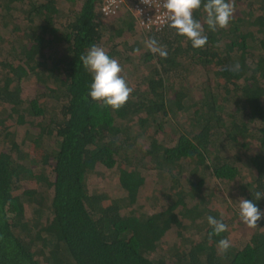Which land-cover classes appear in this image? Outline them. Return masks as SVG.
Here are the masks:
<instances>
[{
  "label": "trees",
  "instance_id": "obj_1",
  "mask_svg": "<svg viewBox=\"0 0 264 264\" xmlns=\"http://www.w3.org/2000/svg\"><path fill=\"white\" fill-rule=\"evenodd\" d=\"M101 2L0 0V264H264V219L216 248L239 231L236 200L264 212V0H232L216 32L195 12L202 49L168 26L119 41L134 25ZM93 44L133 88L119 111L89 96ZM103 169L116 199L89 187ZM208 216L228 226L211 243Z\"/></svg>",
  "mask_w": 264,
  "mask_h": 264
},
{
  "label": "clouds",
  "instance_id": "obj_2",
  "mask_svg": "<svg viewBox=\"0 0 264 264\" xmlns=\"http://www.w3.org/2000/svg\"><path fill=\"white\" fill-rule=\"evenodd\" d=\"M141 2L152 6L151 0H141ZM162 6L165 9L164 19L167 26L173 29L178 36L190 42L194 49H202L208 43L203 24L194 18L195 12L203 8L206 14L204 24L212 32L226 30L235 12L232 0H163ZM145 45L162 58L167 57L166 47L159 45L155 38H149L145 41ZM79 60L84 69L93 77L89 92L91 99L110 107L113 111H119L125 107L132 97L133 88L129 86L122 74L124 70L119 61L110 57L103 47L96 44H93L86 54H82ZM254 198L257 201L264 199V192L256 191ZM238 201L241 221L249 229L254 230L260 227L259 222L264 219V212L253 200L241 197ZM207 222L213 229L209 234L210 243L213 236H220L228 231V226L222 218L218 220L213 216H208ZM231 246L229 238L220 239L216 244L218 254L227 253Z\"/></svg>",
  "mask_w": 264,
  "mask_h": 264
},
{
  "label": "rangeland",
  "instance_id": "obj_3",
  "mask_svg": "<svg viewBox=\"0 0 264 264\" xmlns=\"http://www.w3.org/2000/svg\"><path fill=\"white\" fill-rule=\"evenodd\" d=\"M126 15L127 16V19L132 22V24L134 25V30L133 32H130L124 36H122L121 38H119L118 40H126L129 44L130 43H143L144 40H145V37L147 35L146 32L142 31L140 28H138L137 24H136V20L134 18V16L132 15V13L127 9V8H123L121 9V13L116 16V17H110V18H107V19H113V18H117L121 15ZM105 47H106V44H105ZM104 47V48H105ZM105 50H107V48H105ZM67 54H69V52H67ZM31 90H30V93L31 94H34V91L35 89L31 86L30 87ZM144 174L145 175H148V177L150 178L149 175H153L154 172L151 171V170H146L144 171ZM151 175V176H152ZM117 173H116V170L115 169H103L101 170V173L100 174H96L94 176H91L90 179H89V187L90 189L93 191V190H104V191H107L109 192V195L110 197L112 198H117L118 196L122 195V193L120 191H117L116 190V186H117ZM116 190V191H115ZM160 193V191L158 192V194ZM237 199V198H236ZM235 199V200H236ZM236 207L239 205V201L236 200V203H235ZM225 210L227 209V206L224 207ZM228 212L226 215H224V217L228 218V217H233L234 218V213L232 211H230L229 209H227ZM226 210V211H227ZM235 221L237 222L236 224L238 226L237 229H239V231L235 232V233H232L230 234V240H241L242 238L245 237V239H249L252 232H253V229H249L242 221L241 219L238 217L235 218Z\"/></svg>",
  "mask_w": 264,
  "mask_h": 264
},
{
  "label": "built area",
  "instance_id": "obj_4",
  "mask_svg": "<svg viewBox=\"0 0 264 264\" xmlns=\"http://www.w3.org/2000/svg\"><path fill=\"white\" fill-rule=\"evenodd\" d=\"M162 3L163 0H151L152 6H149L141 0H102L99 11L104 17L110 18L118 16L125 7L132 13L142 31L159 32L167 26Z\"/></svg>",
  "mask_w": 264,
  "mask_h": 264
}]
</instances>
